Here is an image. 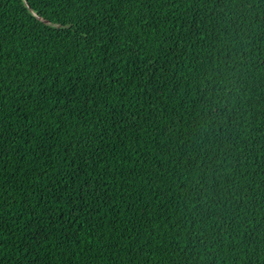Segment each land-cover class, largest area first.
Returning <instances> with one entry per match:
<instances>
[{"label":"trees","instance_id":"obj_1","mask_svg":"<svg viewBox=\"0 0 264 264\" xmlns=\"http://www.w3.org/2000/svg\"><path fill=\"white\" fill-rule=\"evenodd\" d=\"M0 264H264V0H0Z\"/></svg>","mask_w":264,"mask_h":264}]
</instances>
